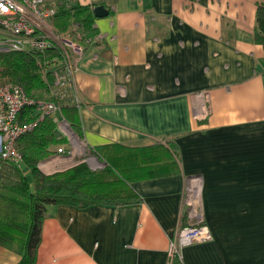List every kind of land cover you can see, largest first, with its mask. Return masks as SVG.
<instances>
[{
	"label": "crops",
	"instance_id": "crops-1",
	"mask_svg": "<svg viewBox=\"0 0 264 264\" xmlns=\"http://www.w3.org/2000/svg\"><path fill=\"white\" fill-rule=\"evenodd\" d=\"M255 3L264 0L58 3L108 11L70 52L79 139L88 149L170 145L178 169L132 178L135 198L125 204L48 206L33 264H264V45L254 37ZM66 106L54 122L66 121ZM58 147L67 146L38 162L44 175L79 162ZM192 177L211 240L170 258L188 222L182 201ZM20 259L0 245V264Z\"/></svg>",
	"mask_w": 264,
	"mask_h": 264
},
{
	"label": "trees",
	"instance_id": "trees-1",
	"mask_svg": "<svg viewBox=\"0 0 264 264\" xmlns=\"http://www.w3.org/2000/svg\"><path fill=\"white\" fill-rule=\"evenodd\" d=\"M55 28L60 33L70 31L76 43H85L93 35L94 15L89 6L66 8L58 5ZM255 41L264 45V3H255ZM58 50L39 52L0 53V78L19 85L27 96L50 99V73L41 72L43 62L52 61ZM51 58V60H50ZM77 106H66V121L78 134L75 118ZM34 109L21 116L24 122L32 120ZM56 123L45 117L32 131L21 136L17 150L19 165L5 162L0 172V245L21 256L17 264H33L40 240V228L50 205L84 207L96 203L125 204L135 198L130 180L137 177H156L177 171V153L174 147L159 144L129 147L121 144L90 149L105 162L99 171H90L84 162L66 170L44 175L37 167L39 161L52 153V147L65 143L56 135ZM65 140V141H64Z\"/></svg>",
	"mask_w": 264,
	"mask_h": 264
},
{
	"label": "built area",
	"instance_id": "built-area-1",
	"mask_svg": "<svg viewBox=\"0 0 264 264\" xmlns=\"http://www.w3.org/2000/svg\"><path fill=\"white\" fill-rule=\"evenodd\" d=\"M66 1L0 0V53H44L51 49H57L59 53L51 62L45 63V70L50 73V99L35 100L27 96L21 86L0 78V172L3 163L21 161L17 150L21 136L32 131L45 117H51L61 105L70 104L79 108L82 104L74 83L75 66L70 54L78 48L77 43L69 39L70 35L65 37L58 33L52 24L58 3ZM29 108L34 109V116L32 120L23 122L21 116ZM55 123L61 137L67 140V147H58L57 154L71 160L78 150L87 148L79 137L73 138V129L67 121ZM87 162L94 167L100 166L97 160L90 157ZM182 205L186 208L188 222L170 242V258H181V250L186 246L211 240L201 206L199 177L188 180Z\"/></svg>",
	"mask_w": 264,
	"mask_h": 264
},
{
	"label": "rangeland",
	"instance_id": "rangeland-1",
	"mask_svg": "<svg viewBox=\"0 0 264 264\" xmlns=\"http://www.w3.org/2000/svg\"><path fill=\"white\" fill-rule=\"evenodd\" d=\"M52 24H53V26L55 27V23H54V18L52 19ZM56 29V28H55ZM58 31V30H57ZM58 33H60L59 31H58ZM70 33V31L68 30L67 32H64V33H60V34H62V35H65V37H69V34ZM69 39L70 40H72V41H75V38H72L71 37V35H70V37H69ZM51 58H54V55H53V57H51ZM51 58H50V60H51ZM49 62V60L47 61V63ZM45 63L46 62H43V64H44V69H40V71L41 72H43V70L45 71ZM46 71H48V70H46ZM57 133L59 134V136H61V134H60V132L57 130ZM73 135H74V139H78V134L73 130ZM67 143V140H66V142H65V144ZM74 160H76V161H83L86 165H87V168L90 170V171H99V170H101L103 167H104V165H105V162L103 161V160H101L95 153H93L90 149H88V148H83V150H81V151H77L75 154H74ZM93 158V159H95V160H97V162H99L100 163V166H101V168H99V167H94V166H92L91 164H89L88 162H87V159L88 158ZM10 163H12V164H14V165H19V163H15V162H10Z\"/></svg>",
	"mask_w": 264,
	"mask_h": 264
},
{
	"label": "water",
	"instance_id": "water-1",
	"mask_svg": "<svg viewBox=\"0 0 264 264\" xmlns=\"http://www.w3.org/2000/svg\"><path fill=\"white\" fill-rule=\"evenodd\" d=\"M93 14L97 18H101L106 16L108 14V11L103 5H97L93 7Z\"/></svg>",
	"mask_w": 264,
	"mask_h": 264
},
{
	"label": "bare ground",
	"instance_id": "bare-ground-1",
	"mask_svg": "<svg viewBox=\"0 0 264 264\" xmlns=\"http://www.w3.org/2000/svg\"><path fill=\"white\" fill-rule=\"evenodd\" d=\"M92 161V160H91Z\"/></svg>",
	"mask_w": 264,
	"mask_h": 264
}]
</instances>
